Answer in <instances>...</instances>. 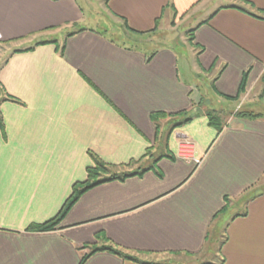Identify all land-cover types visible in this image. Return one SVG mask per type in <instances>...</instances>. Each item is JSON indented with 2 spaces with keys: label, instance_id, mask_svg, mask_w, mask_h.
<instances>
[{
  "label": "crops",
  "instance_id": "crops-1",
  "mask_svg": "<svg viewBox=\"0 0 264 264\" xmlns=\"http://www.w3.org/2000/svg\"><path fill=\"white\" fill-rule=\"evenodd\" d=\"M196 14L204 50L192 45V65L172 45L113 38L164 39ZM1 50L0 264H80L108 244L170 264L150 257L213 251L219 236L206 262L264 264V115L229 105L264 100V0H0ZM184 111L192 119L172 129ZM184 137L199 165L177 156ZM90 154L145 172L88 189L55 229L29 231L85 181ZM85 264L142 263L99 251Z\"/></svg>",
  "mask_w": 264,
  "mask_h": 264
},
{
  "label": "rangeland",
  "instance_id": "rangeland-1",
  "mask_svg": "<svg viewBox=\"0 0 264 264\" xmlns=\"http://www.w3.org/2000/svg\"><path fill=\"white\" fill-rule=\"evenodd\" d=\"M200 16L201 15H194L193 17H190L189 19L181 20L174 25V29H170L171 31H168L166 34L165 38H159V37H153L154 39L152 41H145L148 36L143 35L141 36H134L133 38L130 39H125L118 37L116 35L113 36V38L121 43H125L126 45L132 46V47H138L139 49H147L149 51L155 50L156 48L160 47L163 44H169L172 45L176 49V53L179 54V56H183V59L187 62V64H193V57H192V51H194L192 43L188 40L189 38V31L193 28V26L196 25L197 22L200 21ZM102 16H96V21L90 22L91 26L94 27L95 29H98V31H103L106 29L104 26H101V19ZM103 22V21H102ZM89 23V22H86ZM104 27V28H103ZM112 31H109L108 34L111 35ZM113 35V34H112ZM3 50L0 51V64L3 62L2 59L5 58L4 53L2 52ZM191 64V65H192ZM195 79L198 80L199 84L207 85L206 82L204 83V76H198L194 75ZM206 89V96H208V100L212 101L211 105L215 106L218 105L217 103L219 101H222L218 99V97L213 94L212 89L208 86H205ZM249 97V96H247ZM251 97V96H250ZM255 97L253 98H241L238 101H230L229 105L234 106L232 109L234 110L233 112L237 114L238 112H252L254 114H260V116L264 115V100H256L254 101ZM218 99V100H217ZM250 101H253L254 103H250ZM256 99V98H255ZM219 106V105H218ZM223 109V108H222ZM94 165V164H93ZM134 167V166H133ZM130 167H122V168H115L112 167L108 169V171H105V174H114V173H123ZM128 172V171H127ZM262 183H264V180H262ZM264 187V185H262ZM241 209V207H239ZM222 241V236L218 237L216 239V242L214 245H212L213 251H206L203 254H162L160 255H154L150 257L152 260H157L161 263L163 261L164 263H170V264H203L206 261L210 260H216L218 259V254L217 250H219L218 247H220ZM135 256L138 257H143L145 258V255H141L140 253H133Z\"/></svg>",
  "mask_w": 264,
  "mask_h": 264
},
{
  "label": "trees",
  "instance_id": "trees-1",
  "mask_svg": "<svg viewBox=\"0 0 264 264\" xmlns=\"http://www.w3.org/2000/svg\"><path fill=\"white\" fill-rule=\"evenodd\" d=\"M177 14V13H176ZM175 14V15H176ZM174 15V16H175ZM176 17V16H175ZM159 22V21H158ZM173 24L175 23V21L172 22ZM198 26V25H197ZM197 26H193V28L189 31V38L188 40L190 41V43H192V45H194L197 49H198V55L202 52V50H204L203 47L198 46L197 44H194V38H195V32L197 29ZM49 42H55V41H42L41 43H49ZM38 43V44H41ZM64 45V44H63ZM31 48L28 47L29 50ZM64 50V46L62 48ZM63 50L61 51V54H63ZM250 70H247L245 73H243V79H242V84L240 85V92L239 94L235 97L236 99L239 98V96L245 91V86L247 84V80L249 77ZM2 93L1 88H0V94ZM206 99L205 97H202V101ZM3 99H1L2 101ZM189 112L184 111L179 113L180 116H182V119L177 121L174 126H172L174 129L175 127L180 125H183L184 123L190 121L192 119V115L188 114ZM208 116L210 118V122L212 125H216V126H221V122H220V117L218 115V113L216 111H209L207 112ZM178 114V115H179ZM154 115V114H153ZM156 115H163L162 113H158L155 114ZM238 116H242V117H249V118H256V117H260V114H254L252 112H238L237 113ZM92 155V154H90ZM92 157L94 158V165L89 166L87 169L88 172V177L85 179L84 182H78L76 184H74L73 186V191L71 192V196L68 198V200L63 204V207L61 208V210L58 212V214L54 217H52L50 220L43 222V223H39V224H32L28 227L29 231H47V230H52L55 229L64 219V217L68 214V212L70 211V209L72 208L73 204L79 199V197L88 189L107 182V181H111V180H116V179H120V180H124L125 177H129L132 175H136L138 173H142L145 172L144 169L143 170H137L134 172H123V173H114V174H105V171H108L109 167L112 168V166H110V164L104 162L102 159H100L98 156H94L92 155ZM86 247V246H84ZM99 251H108L110 253L119 255L123 258H128L131 260H134L135 262H141L142 264H148L147 262H142L140 260V258L138 256H135V254L130 253V252H126L125 250H122L112 244H108V245H104V246H100V247H93L90 248V250L86 253H84V255L81 258V262L80 264H85L87 262V260L93 255L95 254V252H99ZM149 264H153V263H149ZM203 264H215L213 262H206ZM217 264V263H216Z\"/></svg>",
  "mask_w": 264,
  "mask_h": 264
},
{
  "label": "built area",
  "instance_id": "built-area-1",
  "mask_svg": "<svg viewBox=\"0 0 264 264\" xmlns=\"http://www.w3.org/2000/svg\"><path fill=\"white\" fill-rule=\"evenodd\" d=\"M196 144L191 138H181L178 143L177 156L184 159L193 161L196 165H199L202 159L197 156Z\"/></svg>",
  "mask_w": 264,
  "mask_h": 264
}]
</instances>
